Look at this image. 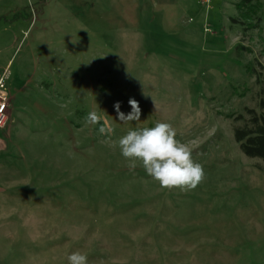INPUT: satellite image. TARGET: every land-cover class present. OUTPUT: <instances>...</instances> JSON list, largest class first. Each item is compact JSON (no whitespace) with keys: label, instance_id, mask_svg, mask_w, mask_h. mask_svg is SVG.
<instances>
[{"label":"rangeland","instance_id":"374dc122","mask_svg":"<svg viewBox=\"0 0 264 264\" xmlns=\"http://www.w3.org/2000/svg\"><path fill=\"white\" fill-rule=\"evenodd\" d=\"M237 1L0 0V264H264V169L233 139L264 99V0L257 28ZM157 122L203 165L194 190L127 166L119 138Z\"/></svg>","mask_w":264,"mask_h":264},{"label":"clouds","instance_id":"9594fccd","mask_svg":"<svg viewBox=\"0 0 264 264\" xmlns=\"http://www.w3.org/2000/svg\"><path fill=\"white\" fill-rule=\"evenodd\" d=\"M128 103L131 106L128 114L120 110V102L114 104L119 120L125 124L140 121L139 102L130 98ZM85 122L100 125L98 131L101 135L111 136L114 132L106 116L97 111L89 112ZM176 136V130L170 123L157 122L154 127L130 129L119 138L118 145L122 156L128 160L130 170H134L139 163L162 188L191 191L205 179L204 168L194 161L189 146L176 139ZM67 261L68 264H88L87 255L79 251L68 255Z\"/></svg>","mask_w":264,"mask_h":264},{"label":"trees","instance_id":"16d2710c","mask_svg":"<svg viewBox=\"0 0 264 264\" xmlns=\"http://www.w3.org/2000/svg\"><path fill=\"white\" fill-rule=\"evenodd\" d=\"M262 0H238L236 10L245 20H253L252 28H257L259 18H253L262 5ZM232 22L237 23L236 19ZM245 24L244 22H240ZM247 29V28H245ZM248 118L243 120L238 116L237 120H243V125L233 129V139L241 153L249 159H259L264 169V99L260 100L259 108L245 109Z\"/></svg>","mask_w":264,"mask_h":264},{"label":"built area","instance_id":"2783aa9c","mask_svg":"<svg viewBox=\"0 0 264 264\" xmlns=\"http://www.w3.org/2000/svg\"><path fill=\"white\" fill-rule=\"evenodd\" d=\"M13 107L10 95L6 91L4 76L0 75V129L4 128L8 121L9 112Z\"/></svg>","mask_w":264,"mask_h":264},{"label":"crops","instance_id":"0c3cea01","mask_svg":"<svg viewBox=\"0 0 264 264\" xmlns=\"http://www.w3.org/2000/svg\"><path fill=\"white\" fill-rule=\"evenodd\" d=\"M11 100L13 101V97H11ZM12 103H14V102H12ZM12 109H13V107H12ZM12 109L9 112L8 121H7L6 126L4 128H2V129H0V134L3 133V132H6L7 136H8V133L10 132V118L12 116ZM0 159H1V139H0ZM0 172H1V164H0Z\"/></svg>","mask_w":264,"mask_h":264}]
</instances>
